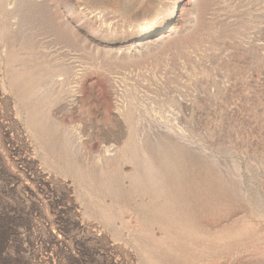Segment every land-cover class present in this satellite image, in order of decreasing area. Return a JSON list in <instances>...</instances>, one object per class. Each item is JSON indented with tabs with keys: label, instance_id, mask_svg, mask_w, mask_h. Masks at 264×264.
Here are the masks:
<instances>
[{
	"label": "rangeland",
	"instance_id": "rangeland-1",
	"mask_svg": "<svg viewBox=\"0 0 264 264\" xmlns=\"http://www.w3.org/2000/svg\"><path fill=\"white\" fill-rule=\"evenodd\" d=\"M0 264H264V0H0Z\"/></svg>",
	"mask_w": 264,
	"mask_h": 264
}]
</instances>
